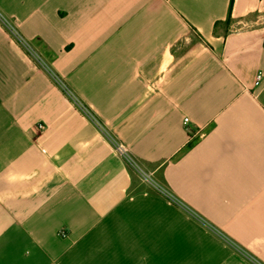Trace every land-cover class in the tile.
Listing matches in <instances>:
<instances>
[{"label": "crops", "instance_id": "crops-1", "mask_svg": "<svg viewBox=\"0 0 264 264\" xmlns=\"http://www.w3.org/2000/svg\"><path fill=\"white\" fill-rule=\"evenodd\" d=\"M0 264H264V0H0Z\"/></svg>", "mask_w": 264, "mask_h": 264}, {"label": "rangeland", "instance_id": "rangeland-1", "mask_svg": "<svg viewBox=\"0 0 264 264\" xmlns=\"http://www.w3.org/2000/svg\"><path fill=\"white\" fill-rule=\"evenodd\" d=\"M130 161L131 163H129V166L133 174L137 175L139 182L141 183L139 190H147L168 197L169 194H167V191L154 182L155 178L159 181L160 175L152 176L150 174L151 170L140 165L137 160L130 158Z\"/></svg>", "mask_w": 264, "mask_h": 264}, {"label": "built area", "instance_id": "built-area-1", "mask_svg": "<svg viewBox=\"0 0 264 264\" xmlns=\"http://www.w3.org/2000/svg\"><path fill=\"white\" fill-rule=\"evenodd\" d=\"M4 24H6L7 25V22L4 20ZM11 31H12V29H11ZM12 33H13V35L18 39V40H20V42H22L23 43V41H22V39L20 38V36H18V34L13 30L12 31ZM263 78V75H262V73H260L259 75H258V77H257V82H259L261 79ZM66 92H67V90H66ZM68 93V92H67ZM188 121V119L186 118L185 119V122H187ZM38 128H39V130H43L44 128H45V126H44V124H39L38 125ZM115 150H116V152L120 155V156H122L125 160H126V162L129 164V163H131V161H130V156H129V154H128V150H127V148L123 145V144H120V143H116L115 144ZM169 196V195H168Z\"/></svg>", "mask_w": 264, "mask_h": 264}]
</instances>
